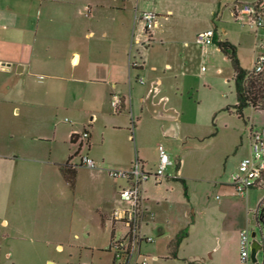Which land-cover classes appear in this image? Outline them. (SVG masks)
Wrapping results in <instances>:
<instances>
[{
    "label": "crops",
    "instance_id": "0c3cea01",
    "mask_svg": "<svg viewBox=\"0 0 264 264\" xmlns=\"http://www.w3.org/2000/svg\"><path fill=\"white\" fill-rule=\"evenodd\" d=\"M220 4L221 0H0V216H5L0 225L11 229L13 238L25 236L19 221L27 209L28 198L34 197L41 205L48 204V216L55 217L51 209L56 205L60 209L62 180L70 186L63 177L61 166L75 154L71 153L65 163L57 162L52 151L46 155V150L39 145L41 138L36 136L40 130L37 120L44 112L46 100L56 97L60 100L59 108L75 116L67 132L72 145L78 146L72 138L75 134L90 133V147L85 155L94 153L93 146H105L107 130L123 132L127 142L132 144L136 135L141 142L149 135L154 143L153 152L147 153L140 148L141 157L136 154V158L143 161L145 169H156L160 161L159 146L163 145L169 153V141L184 139L183 125L178 121L180 117L169 106L172 102L169 83L173 74L167 73L180 71L182 65L174 57L163 70L150 61L146 52L143 62L138 67H131L138 60L136 52L148 40L144 23L137 16L146 10L158 15V27L146 50L152 47L156 38L164 37L169 39V52L178 45L183 53H188L193 51V46H199L196 37L203 31L214 29L215 43L224 41L216 26L217 17L215 19ZM199 19L203 24L193 32L191 42L177 40L186 36ZM214 44L202 53L214 54ZM182 75L186 77L184 73ZM138 77L144 78L145 84L139 83ZM44 78L53 80V84L45 87ZM156 85L158 93L153 94L151 90ZM114 95L122 99L121 115L125 113L131 117L132 129L113 114L111 101ZM29 116L34 118V125L28 122ZM100 122L104 125L103 130H100ZM82 150L78 146V151ZM117 157L120 169L130 167L135 161L132 154ZM103 159L102 162H106V158ZM73 161L74 158L71 164L76 167L77 176L72 190L76 192L79 169ZM169 168L161 185L170 184L173 189L170 180L183 179V173L177 175L176 168L173 174ZM152 184L161 186L153 181ZM225 185L229 186L225 192L228 197L236 199L223 204L243 201L249 215L252 211L248 206L250 193L237 199L230 184ZM117 186L119 192L122 183H115ZM260 201H257L256 209ZM157 204L159 206L160 202ZM144 205L149 210L146 198ZM184 211L183 217H177L170 241L189 222L190 212ZM57 215L61 219L59 213ZM98 218V228L109 234V247L118 226L112 223L111 214L100 211ZM150 219L155 235H163L166 227L156 223V216ZM33 234L35 237L42 235L37 227ZM75 237L79 239V234ZM80 246L90 248L87 242ZM57 248L61 250L63 246L59 244ZM239 259L240 251L235 264H239ZM52 263L55 264L52 260L47 261V264Z\"/></svg>",
    "mask_w": 264,
    "mask_h": 264
},
{
    "label": "rangeland",
    "instance_id": "374dc122",
    "mask_svg": "<svg viewBox=\"0 0 264 264\" xmlns=\"http://www.w3.org/2000/svg\"><path fill=\"white\" fill-rule=\"evenodd\" d=\"M258 1L221 0L216 19L222 40H229L237 46L240 64L248 71L254 69L256 56L261 55L263 49L256 30L235 19L232 10L237 5ZM202 24L199 19L186 36L177 40L191 42L193 32ZM177 46L169 52V39L158 37L148 50L141 47L136 52L137 63H142L148 52L150 61L163 70L174 57L182 65L180 71H167L173 74L169 83V97L172 98L169 106L180 117L178 121L183 125L184 134V139L169 141V154L176 163L169 170L175 174L177 168V175L183 173L187 186L185 190L181 180H170L173 189L170 184L154 187L152 180L145 183L149 212L155 214L156 223L165 226L166 231L156 236L151 217H148L145 231L152 234L155 241L143 244L142 254L149 258L150 264H235L240 251L239 233L249 223L255 232H259L254 213L257 201L264 197V189L250 191L248 206L252 211L248 215L243 201L223 204L236 199L225 193L229 189L225 184L230 182L239 161L249 154L250 125L264 127V111L248 106L243 110L244 118L239 117L234 108L238 101L233 64L219 50L217 43L214 44V54H203L200 45L199 48L193 46V51L188 53H183ZM204 66L205 71L202 70ZM42 83L48 88L53 80L44 78ZM59 103L54 96L46 100L44 112L37 120L40 130L36 136L41 138L39 145L46 150V155L52 151L57 162L65 163L71 153L75 154L73 164L79 169L77 191L62 180L60 209L57 205L51 207L55 217L48 216V204L41 205L34 197L28 198L27 209L19 221L25 234L22 239L13 238L11 229L0 225V264H47L48 260L55 264H114V254L106 248L109 234L98 228V217L100 211L111 214L115 208H126L129 203L121 201L118 186L115 187V183L122 182L111 179L107 170L120 169L118 155L132 154L136 159V154L141 157L140 148L147 153L153 152V140L146 135L141 142L136 135L132 144L127 142L123 132L107 130L105 146H93L94 153H88L96 162V168H89L81 164V156L87 154V149L80 152L78 146L67 139L75 116L60 109ZM113 114L132 129L129 115ZM28 122L34 125L35 120L29 116ZM99 127L104 129L102 122ZM103 158L106 162H102ZM218 195L220 199H217ZM186 209L190 212V219L185 228H188L190 237L181 244L178 258H174L168 247L170 236L172 228L177 226V217H183ZM58 213L61 219L57 218ZM4 218L0 216V221ZM36 227L42 233L40 237L33 234ZM119 228L117 232H120ZM75 234H79V239ZM82 242L89 243L90 248H81ZM59 244L63 246L61 250L57 248ZM257 258L263 263L264 252L260 251Z\"/></svg>",
    "mask_w": 264,
    "mask_h": 264
},
{
    "label": "built area",
    "instance_id": "2783aa9c",
    "mask_svg": "<svg viewBox=\"0 0 264 264\" xmlns=\"http://www.w3.org/2000/svg\"><path fill=\"white\" fill-rule=\"evenodd\" d=\"M232 14L239 22L248 24L256 30V37L261 42L260 48L263 49V53L256 56L252 72L253 75H261L264 73V0L252 4L237 5L233 8ZM137 19L144 23L145 34L148 38L147 44L142 47H148L151 45L152 33L158 27V15L152 10H146L142 11ZM215 36L216 31L209 29L199 33L196 42L202 50H206L215 43ZM138 66L137 62L131 64L132 68ZM202 70H206L205 66L202 67ZM138 82L145 84V79L138 77ZM151 92L158 93V85L154 86ZM111 107L115 114L123 112V101L119 95L112 97ZM74 138L80 149L90 147L88 131L77 133ZM248 138L249 155L240 161L229 182L233 188L234 196L240 198L247 197L253 189H264V127L257 128L255 124L250 125ZM159 151V165L154 170L145 169L143 161L138 157L128 168L107 170L111 179L123 183L118 194L122 202L129 203L128 207H117L111 213L112 223L120 226V232H117L118 228L114 229L108 247V251L114 254V264H150L149 258L142 254V246L155 241V238L147 235L144 230L147 218H154L155 214L149 212L144 205V185L150 180L156 185H161L166 178V169L174 165V161L163 145L159 146ZM81 163L89 168H96V162L88 155L81 156ZM263 214L264 197L254 213L256 225L259 227L256 237L252 236L254 229L250 227V223L246 229L240 232L239 264H253L251 252L254 239L261 245V250L258 253L264 252ZM259 263L264 264V261Z\"/></svg>",
    "mask_w": 264,
    "mask_h": 264
},
{
    "label": "trees",
    "instance_id": "16d2710c",
    "mask_svg": "<svg viewBox=\"0 0 264 264\" xmlns=\"http://www.w3.org/2000/svg\"><path fill=\"white\" fill-rule=\"evenodd\" d=\"M217 15L215 16L216 19ZM220 51L232 61L234 69V84L237 94L238 103L234 106L239 117L244 118V108L250 106L255 110L264 111V73L261 75H253L252 71L245 70L238 59L237 46L229 40L216 42ZM247 124V123H246ZM74 137V136H73ZM72 137V138H73ZM74 156H70L69 160L61 166L63 177L71 188L75 186L77 169L71 164ZM185 190H187L186 182L181 179ZM264 224V214L262 215ZM189 236L188 228L180 230L176 236L170 241L168 247L174 258H178V252L183 241Z\"/></svg>",
    "mask_w": 264,
    "mask_h": 264
},
{
    "label": "water",
    "instance_id": "95a60500",
    "mask_svg": "<svg viewBox=\"0 0 264 264\" xmlns=\"http://www.w3.org/2000/svg\"><path fill=\"white\" fill-rule=\"evenodd\" d=\"M252 236L254 238L256 237L255 231L252 233ZM259 250H261V245L259 244V242L256 239H254L253 244H252V252H251V259H252L253 264H260L258 262V258H257V254H258Z\"/></svg>",
    "mask_w": 264,
    "mask_h": 264
}]
</instances>
